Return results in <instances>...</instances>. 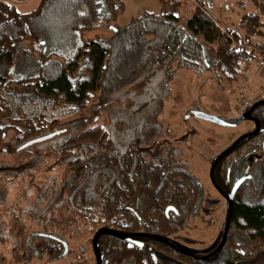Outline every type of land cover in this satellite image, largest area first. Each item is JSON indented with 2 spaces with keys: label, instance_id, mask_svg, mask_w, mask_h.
<instances>
[{
  "label": "trees",
  "instance_id": "16d2710c",
  "mask_svg": "<svg viewBox=\"0 0 264 264\" xmlns=\"http://www.w3.org/2000/svg\"><path fill=\"white\" fill-rule=\"evenodd\" d=\"M159 1L158 14L145 12L119 26L124 0H40L36 9L26 13L19 12L16 4L0 0V155L11 152L15 156L12 166L31 160L33 145L24 146L26 143L58 131L64 133L63 124L67 125L72 115L73 120H95L93 99L102 103L114 97L147 70L165 69L168 81L175 74L173 64L198 72L211 70L218 84L232 85L241 77L242 65L255 60V53L235 50L228 36L234 40L248 34L262 36L264 3L253 0L261 13L248 12L240 19L244 34L229 31L225 35L214 22L208 1L196 0L199 6L184 24L180 14L183 0ZM105 27L110 37L95 34L88 39L89 33ZM216 41L219 44L213 45ZM40 144L44 143L34 145ZM258 147L254 143L248 151L262 153L260 149L257 152ZM111 149L109 133L99 123L54 142L51 149L57 158L69 160L67 167L82 164L81 175L92 167L118 178L107 192L98 188L101 208L88 211L93 218L92 232L107 228L123 235L143 232L169 238L185 226L183 219L215 204L193 177L178 170L168 173L165 160L141 179L133 173L123 176L120 164L124 157ZM238 149L242 153L245 148L240 145ZM248 154L241 157L242 162ZM18 158L22 160L18 162ZM153 178L155 191L151 193ZM257 185L258 190L242 187L237 192L231 217L241 242L230 238L226 247L235 261L264 252V179ZM168 205H174L175 211L166 215ZM130 237L101 236L98 248L103 259L108 264H159L156 256L160 254L181 264H215L178 253L155 239L131 237L133 242ZM54 246L51 249L57 251L59 259L63 244ZM256 264H264V260Z\"/></svg>",
  "mask_w": 264,
  "mask_h": 264
},
{
  "label": "rangeland",
  "instance_id": "374dc122",
  "mask_svg": "<svg viewBox=\"0 0 264 264\" xmlns=\"http://www.w3.org/2000/svg\"><path fill=\"white\" fill-rule=\"evenodd\" d=\"M8 1L16 4L17 10L21 13L36 9L40 2V0ZM205 1H208L207 6H209L210 14L213 17L217 16L215 20L218 25H216L223 34L229 31L244 34L239 26L242 16L248 12L258 13L260 11L259 6H256L253 0ZM256 1L258 4L264 3V0ZM124 2L123 15L117 21L119 26H123L131 18L145 12L158 14L161 9L159 0H124ZM198 6L196 0H183L180 6L182 24L188 20L193 8ZM202 9L209 12L206 8L202 7ZM261 18L264 21V12L261 13ZM95 34L102 35L104 38L111 35L108 28L105 27L89 33L88 39L93 38ZM263 35L248 34L245 36V39L249 36L254 37L255 43H257V49L254 52L256 58L242 65V75L232 85L227 82L218 84L211 70L198 72L194 68H177L176 64H173L172 69L175 74L171 81L167 80L165 69L147 70L134 84L129 85L114 97L105 99L102 103L98 98L93 99L91 112H94L95 120L92 117L84 122L82 119L73 120L74 115L69 116L66 120L67 125L63 124V127L65 126L64 133L60 134V138L44 144L33 145L31 149L34 157L31 160L22 162L13 169L6 168L5 173L11 171V174L0 185V207L3 204L9 205L15 216L22 217V223L17 222L13 227L14 235L21 242L26 235L27 227L29 232L57 229L70 241L71 252L77 251L81 241L71 238L72 229L57 227V225H62V218L57 221H51L45 216L26 219L20 215V209L22 207V211H31L32 206L34 208L42 207L40 204L49 199L52 188L57 187L58 190L63 181H69L70 171L66 165L68 159L57 158L53 154L51 150L53 143L65 140L70 134L96 123L106 128L117 151L132 147L140 140V147L144 148L149 141H167L173 136L181 139L184 133H189L191 137L189 136L188 140H182L180 144L184 151H188V154H185L188 155L191 168L198 179L208 189L211 188L208 180V167L212 157L225 148L230 132L239 134L247 128V125L240 123L239 126L233 128L218 126L200 119L198 115L204 113L220 119L240 118V106L246 97L251 93L259 92L264 87V56L259 49V45L264 42ZM212 44L218 45L219 42L216 41ZM68 123L72 125L71 128ZM176 132H178L177 135H175ZM6 154L0 155V160L10 163L15 156H12L11 152ZM21 160L22 158H18V162ZM3 173L0 172V178ZM210 191L215 193L212 188ZM24 204L31 205L29 210L26 209L28 206H23ZM44 207L47 206L44 205ZM10 208L0 209V211L4 212V216L10 217ZM60 212L62 216L65 215L64 209L61 208ZM53 214L57 216V210H54ZM215 215V223L212 226H207L203 217L190 223L187 231L183 234L187 236L185 244L188 248L190 247L189 249L193 247L195 250H191L200 252L199 250H204V245H210L217 238L225 215L224 200ZM9 242L8 245L11 244ZM2 252L5 256H10L6 248ZM87 256L90 260L91 256L89 254ZM16 257L20 258V253H17ZM224 260L231 262L229 258ZM261 260H264V252L253 258L234 261L230 264H256Z\"/></svg>",
  "mask_w": 264,
  "mask_h": 264
},
{
  "label": "flooded vegetation",
  "instance_id": "af4514ba",
  "mask_svg": "<svg viewBox=\"0 0 264 264\" xmlns=\"http://www.w3.org/2000/svg\"><path fill=\"white\" fill-rule=\"evenodd\" d=\"M263 101L264 99H260L255 103H252L246 110H241L240 118H218L219 120L224 121L225 125L202 119L204 121L214 123L215 125L226 126L229 128L237 127L240 125V123L247 125V128H245V130L241 131L239 134L230 132L227 138L228 143L225 148L213 156L210 161L208 167V180L210 187L215 193H212L210 191L211 188L208 189V187H206L204 183L198 179V176L191 168L190 159L188 158V155H186L188 154V151H184L182 145L180 144L182 140L189 139V133H184L186 136L183 135L184 137L182 136L181 139L173 136L167 141H149L144 148L140 147V140L132 147L125 148L124 150L120 151L115 150L114 143L111 140V150L115 152V154L124 157L123 162L120 164V168L123 169V176L126 177V173H133L135 177H140L141 179V177H144L147 172L151 170L154 171L157 166L164 165L163 161L165 160L167 165H169V168L167 169L168 173L172 174L174 170H178L183 175L189 176L190 178L193 177L192 179H194L195 182L200 183L205 191L215 199V201H213L215 204L212 207H203L197 215L183 219L182 222L185 223V226L176 235H173L169 238H164L157 234H147L143 232H130L123 235L117 234L107 228H99L96 232H92L93 218L88 211L100 210L101 208V194L98 192V188L101 187L103 189L104 187L105 192H107L111 183L116 181L118 178H111L108 175L100 174L99 171L92 169V167L88 172H84V174L81 175L82 170H80L79 167H81L82 164H79L78 167H67L70 171V175L68 177L69 181H63V186L61 185L58 190L57 187L51 189V196L49 197L51 200L50 202L49 199H46L45 201H42V203L40 202V206L42 207L34 208L32 206L31 211H22V207L20 209V215L26 219H34V216H45L51 221H57L62 218V225H57V227L63 229L64 227H70V229H72L71 238H77L78 241H81V245L76 249L77 251L71 252L70 241L61 233L60 230L53 228H50L45 232H29L28 227L26 226V235L23 241L20 242V240L14 235L13 227L15 224H17V222L22 223V217L19 215L15 216L10 206L3 204L0 209L10 208L11 212L10 217H6L4 216V212L0 211V264H98V258L94 250L93 241L95 235L100 230L103 232L97 238V248L98 240L103 235H112L116 237L131 236L135 239L140 238L144 240L146 238H150L158 240L161 243L168 245L176 252L192 257L193 259L201 262L208 261L215 264L223 261L228 264L234 262L235 260H232V252L226 247L227 241H229L230 238H232V240L241 242V238L237 237L236 228L232 223L231 217L234 209V203L236 202L237 192L242 187H245L244 190L246 191H249L252 188L258 190L260 187L257 184L261 182V178L264 179V104L254 107L256 103ZM252 107L254 108L251 110L250 116L245 117V114ZM177 131L179 132V130ZM178 132H176L175 135H177ZM60 134H63L62 131H58L56 134L51 133L45 137L30 141L24 146H31L38 142H49L56 138L55 135ZM254 143L259 144L257 152L260 149L259 152L262 151V153L250 154V151L248 150L251 149ZM240 145L241 147L245 148L242 153H239L238 147ZM131 151H133V153H129ZM246 153L249 154L242 162L241 157H243ZM100 154H106V152H100ZM14 160L15 157L10 163H4L0 160V172H4L1 176L2 178H0V183L1 179H8L7 177L9 174H11V171L6 173L5 171L15 167L11 165V163L13 164ZM217 160L219 161L213 168L211 175V169ZM77 162V160H74L75 164ZM68 163L69 160H67L66 165H68ZM85 163L91 166L90 161H86ZM239 181L240 184L233 196L232 209L229 214V202L227 198L230 197L233 187ZM153 185H155L154 178L152 181H150L149 190L152 191L151 193L155 191V187H153ZM222 200L225 201V215L217 238L210 245H204V250H199L200 252H198V250L194 251L195 249L193 247H191V249L194 250L189 249L190 247L188 248V246L185 244V237L187 236H184L183 234L185 231H187L190 223L194 220H197V218L203 217L206 220V225L212 226L216 219L215 213ZM43 202L45 203L43 204ZM44 205L47 207L45 208ZM23 206H28L26 207L28 210L31 207V205L29 206L26 204ZM61 208L65 210L64 216H62L60 212ZM54 210H57V216L56 214H53ZM172 211H175L174 205H168L165 209L166 215ZM228 215L229 227L226 238L223 239ZM131 239H129V241H133V239ZM9 241L11 244L8 245ZM46 242L49 244L52 243L51 246L46 245ZM60 244H63L64 249L63 254L60 256L61 258L57 259V251H53L51 247L54 245L59 247ZM5 248L6 251H9L10 253L9 257L5 256V254L2 252V250ZM17 253H20V258L16 257ZM98 253L101 257L100 264H108L107 260H104L103 256L100 254L99 248ZM88 254L91 256L90 260L87 256ZM7 258H9V260H7ZM156 258L159 264H181L179 262L165 258L160 254L156 256ZM225 258H229V261L231 262H226L224 260Z\"/></svg>",
  "mask_w": 264,
  "mask_h": 264
},
{
  "label": "built area",
  "instance_id": "2783aa9c",
  "mask_svg": "<svg viewBox=\"0 0 264 264\" xmlns=\"http://www.w3.org/2000/svg\"><path fill=\"white\" fill-rule=\"evenodd\" d=\"M214 22L217 24L216 20ZM218 25V24H217ZM229 41L232 45V47L235 50H244L248 53L255 52L257 49V43H255L254 37L249 36L247 39H240V40H233V38L229 35L228 36ZM259 49L262 51V54L264 56V42L259 45ZM264 59V58H263ZM264 62V61H263ZM249 63V62H248ZM264 99V87L261 88V90L255 94L251 93L246 97L244 102L241 104L240 108L241 110H246L252 103H255L256 101Z\"/></svg>",
  "mask_w": 264,
  "mask_h": 264
},
{
  "label": "water",
  "instance_id": "95a60500",
  "mask_svg": "<svg viewBox=\"0 0 264 264\" xmlns=\"http://www.w3.org/2000/svg\"><path fill=\"white\" fill-rule=\"evenodd\" d=\"M261 104H264V101H263V102H258V103H256V104L254 105V107H255V106H258V105H261ZM254 107H252V108H251V109L245 114V117H249V116H250L251 110H252ZM198 116H199L201 119H205V120H208V121H212V122H214V123H217V124L225 125L224 121L219 120L218 118H216V117H214V116L206 115V114H204V113L199 114ZM40 140H42V139H40ZM35 142H36V141H35ZM229 151H230V150H229ZM227 152H228V151H227ZM223 156H224V155H223ZM220 158H222V157H220ZM219 160H220V159H219ZM219 160L215 161V163H214V165H213V167H212V169H211V175H212L213 168L215 167L216 163H217ZM239 184H240V181L237 182V183L235 184V186H234L233 189H232V192L230 193V197L227 198V199H228V202H229V214H230L231 209H232V199H233V196H234V194H235V192H236V190H237ZM228 227H229V215H228V217H227V221H226V224H225V233H224V238H223V239L226 238V234H227V231H228ZM102 232H103L102 230L98 231L97 234L95 235V238H94V241H93V243H94V250H95V252H96V254H97V258H98V264L101 263V257L99 256V253H98V248H97V238H98V236H99Z\"/></svg>",
  "mask_w": 264,
  "mask_h": 264
},
{
  "label": "crops",
  "instance_id": "0c3cea01",
  "mask_svg": "<svg viewBox=\"0 0 264 264\" xmlns=\"http://www.w3.org/2000/svg\"><path fill=\"white\" fill-rule=\"evenodd\" d=\"M215 18H217V16Z\"/></svg>",
  "mask_w": 264,
  "mask_h": 264
}]
</instances>
